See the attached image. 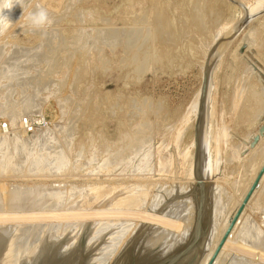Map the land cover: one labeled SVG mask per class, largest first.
Listing matches in <instances>:
<instances>
[{
	"label": "rangeland",
	"instance_id": "obj_1",
	"mask_svg": "<svg viewBox=\"0 0 264 264\" xmlns=\"http://www.w3.org/2000/svg\"><path fill=\"white\" fill-rule=\"evenodd\" d=\"M234 1L239 2V4L232 2V0H18L19 4L13 7V12V8L5 10L7 12L5 14L8 15L11 24L0 35V40H2L0 41V47H2L0 48V125L8 122L11 127V133L3 134L0 131V136L6 137L3 139L6 142L8 139L9 144L7 142V145L9 146L11 143V146L7 148L6 142L1 141L2 138H0V142H4V144H0L1 146L3 145L0 148L3 153L6 148L8 151L11 150L12 156L8 154L10 156L8 158H13L11 159L12 162H9L11 160L7 158V152L5 151L4 153L5 157L0 151L2 154L0 163L2 162L3 164L5 162L7 165H0V180L2 179L0 181V191L6 190L5 192H0L2 195H0V213H3L4 210L7 214H9L7 211L11 213L17 212L20 217H23L21 219L30 215L25 218L27 219L25 222H30L26 223V229H24L25 224L22 223L24 220L22 221L19 218L20 222H16V224H19L15 225L16 229H14L12 237H10V246L8 245L7 247V249L9 248L8 251H0L1 253H6L4 256L7 259L11 256L12 259L21 254L23 255V253H25V257L28 258L29 254L31 257V253L33 254L34 252L33 249L36 248L40 241H45V237L46 240H51V238H54L52 235L55 233L53 235L55 236L58 232L57 239L58 237L60 239L54 245V249L56 248L55 246L58 248L63 242L68 241L67 239L73 242L75 240L80 241L81 238L79 243H75V247L77 250L81 249L84 254L80 256V259L83 257L81 260H75L76 264H120L122 260L124 262L122 261L121 264H151L163 256L174 254L183 247L180 246V241L182 240L184 245L194 234L197 215L196 203H198L201 195L198 189L199 184L195 178L197 156L196 129L200 121V114L203 113L201 118L203 128H201L200 135L203 143L205 140L202 170L207 178L206 183L208 185V207L203 226L205 239L207 237L208 239L206 241L204 239V248L202 247V250L197 252L196 261L194 260L197 264L199 259L198 264H201L203 258L209 253L208 251H211L209 248L215 245L214 243L217 242L227 221L241 204L243 200L241 196L244 195L249 180L253 178L254 171L264 161V135L260 134V129L264 126V11L261 12V9L264 10V0ZM38 6L48 11L53 23L43 29L34 30L29 25L28 16ZM243 6L247 9L243 8ZM253 8L257 9L254 10ZM246 13L257 14L253 16L249 25L245 26L237 34V24ZM11 16L15 19L14 21ZM250 37L251 39L249 40ZM250 42L253 45H248L251 44ZM2 68L3 70H1ZM208 68H210L209 82L212 83H209L208 93L203 97L204 76ZM17 113L20 115H16ZM16 116L17 119L19 118L18 120L13 119ZM26 117L42 118L44 124L35 132L25 134L19 125ZM14 121L15 125L13 124ZM16 122H19V124ZM18 131H20L22 136L18 134ZM217 134L220 135V138L216 137L219 136ZM35 135H37V139ZM256 136H260V139L254 144ZM9 138L11 140L16 139V142L21 140L22 143L19 142L21 147L16 145L18 143H15L14 140H10V142ZM35 144H37L36 146L39 150L46 152L47 156L45 155V157L48 159L50 158L48 156L49 153L51 158H53L52 154L60 156L63 154L62 156H66L64 159L62 156H58V158L60 157L58 162L61 158L63 159L61 160L62 162H59L60 164L55 162L57 160L56 156L55 161L52 163V166L56 163L54 167L57 166L59 168L60 165L63 168L69 162L70 166H72L71 164L76 162L75 164L77 165V162L80 161L79 163H81L82 161L88 169H85L84 166L82 167V164H78L79 166L77 165V167L74 164L73 168L71 167L72 171L69 169L68 164L66 166L68 170L66 167L64 169L52 167L53 171L51 165H49L52 162L51 158L48 161L49 163H46L47 158L43 157L42 159L44 154L36 151L38 148L34 146ZM4 146L6 147L4 148ZM31 146L36 149L32 150ZM17 149L20 150L18 151ZM28 151L39 152V155L36 153L34 156L38 158V155L39 160L33 158V152H31L33 155L31 153L30 155ZM40 154L42 155L41 157ZM187 154L189 158L186 157ZM24 156L32 157L30 160L25 157L26 161H24ZM4 158L5 160L8 159L10 165L6 163L7 160L4 161ZM32 158L36 161H33ZM69 159L71 160L69 161ZM22 161L24 162L22 163ZM27 161L28 163H26ZM30 161L36 168L34 167L33 169L29 165ZM38 161L42 162V164L45 162L46 166H50L51 169L49 168V171L52 170L51 173H48L50 175H46L47 177L42 175L43 172L45 174L48 171V168L43 166L44 164L39 165ZM15 162L18 165L26 163L29 169L31 167L34 170H32L33 173L29 172L32 176L29 175L28 177L29 173L26 175L28 169L25 165V167L23 166L24 170H26H23L24 174L23 171H20L23 167L16 165ZM35 162H38L37 165L41 166L40 168L38 167L40 172L37 170V174ZM11 163L15 164H12L13 167L22 168L16 167L15 170L17 171L13 173L15 171L14 168L13 172L12 169L7 170L10 166L12 167ZM62 163L64 166L61 165ZM33 164L31 165L33 166ZM215 165L216 170L214 168ZM80 166L82 169L76 170ZM6 167L7 172L4 170ZM1 168L7 176L1 171ZM60 169L63 171L67 170V172L65 173V171L63 172ZM18 170L20 175H18ZM78 170L80 173H77ZM210 170L213 173L209 172ZM11 172L14 176L11 175ZM54 172L55 174L56 172L60 174L55 175ZM72 172L73 174H70ZM33 175L38 176L34 177ZM32 182L41 183V186L33 183L34 186ZM14 185H18L17 188L16 186L12 187ZM21 186L26 188L22 189ZM35 187L37 188L36 191ZM85 192L88 194L87 196ZM3 193L6 196L4 195L3 197ZM25 194L27 201H24ZM50 194L53 195L51 196ZM55 194H58L57 197ZM60 194H63V196L69 194L68 196L73 195V197L70 199L67 196L68 200L66 197L65 199L63 197L60 198ZM89 194L95 195L96 198L94 197L95 199L93 200V196L91 197ZM255 194L253 200L249 201L239 218L236 227L231 232L227 244L219 255L217 264H239L242 261H237V259H241V256L246 257L245 259L242 258L245 264H247L248 260V264L264 263V261H261L264 260V254H262L264 253V245L261 244L264 243V239H262L264 237V181ZM125 196L126 199L124 198ZM130 196L132 199L135 196L133 200L130 199L134 203H132L133 205H137L136 207L131 206L133 210L128 205L131 204L128 199ZM183 196L186 198L183 199ZM190 196L192 203L187 199ZM217 196H221L220 198L222 199L219 200ZM32 197L35 198L33 199ZM86 197L87 199H85ZM88 197H91L92 200ZM99 197L101 198L99 199ZM119 197L122 201L127 200L128 203L123 201L125 205L121 202L122 207L121 203L119 204V200H121ZM216 197L217 201L214 199ZM31 198L32 200H30ZM36 199H39L40 204ZM28 200L30 201L28 202ZM45 200H48L47 205H50V203L55 205L50 208L51 213H48L51 205L49 207L46 206ZM80 200L86 203L89 202V204L81 203ZM179 200L183 201L185 206H182L183 202L180 203ZM50 201L58 203L55 202L54 204V202ZM90 201H93L91 205ZM106 201L107 203H105ZM176 201H179L181 206ZM41 202L44 203L42 204ZM98 202L99 207L98 205L94 206ZM188 202H190L191 206ZM63 203L65 205H60ZM31 205L33 206L32 208ZM41 205H44V210L48 207L46 210L48 212L44 211L48 213L47 216L44 215V212L42 213L43 208ZM114 205H116V210ZM118 205H120V211L117 210L119 209L117 208ZM124 205L127 210L123 209ZM56 206L58 207L56 208ZM60 206H64V209ZM73 206H77L82 211V214L86 212L85 210L87 212L91 210L92 213L80 215V210L77 207L75 209ZM192 206L195 208L191 209ZM218 206H221L219 207L220 209H218ZM11 207H14L13 211L9 210ZM54 207L58 212L54 211L56 210ZM59 207L64 211L58 210L60 209ZM68 207L69 209L73 207L78 212L72 209L71 211ZM121 207L124 212L129 209V213H123ZM181 207L187 208V211L184 208L185 220L188 219L189 215L193 214L188 221L184 220L185 216L180 209ZM177 208L180 209V213L182 211L181 216ZM214 208L221 211L215 212L213 211ZM39 209L41 217L34 213L35 211L39 213ZM52 209H54L53 212ZM145 209L150 213L152 210V213H148ZM153 209L155 210L154 215H152ZM170 209H177L179 215L176 214L177 210L175 213V211H170ZM130 210L134 211L135 215H131L132 212ZM165 210L169 211L167 212L168 214L172 212L175 216H180V218L170 214L174 218L170 217L171 219H168L169 215L167 216V213L164 212ZM72 212L73 214L75 212V216L71 214ZM186 212L188 213L185 214ZM60 213L63 216L65 215L64 223L61 222L64 217L60 216ZM66 213L71 216L67 214L68 217ZM103 213H107V215H103ZM49 214L55 217H51ZM55 214H59L58 216L60 217ZM101 215L104 222L110 226L105 225L104 222H99L98 224V221H102ZM108 215L109 217H105ZM147 215L152 220L146 218ZM158 215L159 217H157ZM32 216L37 218L34 220L36 225H33L34 221L32 219L34 218ZM42 216L45 217L43 218ZM216 216L219 221L217 218L213 219ZM53 218L58 219L54 220ZM69 218L76 219L75 222L77 221L76 223L78 224ZM81 218L86 219V221ZM94 218L98 220L96 221ZM176 218H183L182 220L185 222ZM42 219L43 222L41 221ZM48 219L50 220L48 221ZM57 220L60 221L59 223L62 227L59 226L61 228L57 224L55 225V222H58ZM216 220L217 223H214ZM69 221L74 225H69ZM189 221V228H186ZM50 222L54 223V226ZM143 222L146 224H143ZM180 222L181 224L179 225ZM131 223L135 226H132ZM28 224L30 231L27 227ZM213 224L217 229L212 228ZM215 224L218 225L216 226ZM41 225L42 228L44 225L43 229H40ZM66 225L68 229L70 228L69 230L66 229ZM71 225L74 226V229L71 228ZM84 225L88 226V230L87 228L82 229ZM137 225L142 228H137ZM145 225L146 229H149L148 231L145 230ZM36 226L39 228L37 229ZM55 226L58 227L56 230ZM104 226H107L108 229ZM127 227L130 230H128L129 233L125 230ZM20 228L23 230V234H21ZM45 229L49 231H45ZM101 229L105 231L101 233ZM135 229H137L136 234H134ZM160 229H163V231L172 229L171 232L173 233H176V230L179 231L176 237L171 232L170 235L169 232H164L163 235L165 236L167 233L168 237L165 236L164 238L162 235L163 241L160 238L162 237L161 233H158ZM208 229H212V232L210 230L209 233ZM24 230L26 231L25 233ZM84 230L85 232H83ZM123 230L126 231V235ZM35 231L38 234L34 233ZM163 231L161 230L160 232L163 233ZM180 231H183L182 233L186 236H182L183 234ZM39 232L44 234L40 233L41 236ZM69 232L72 237L74 236V239L72 237L70 239L71 234ZM89 232L91 233L88 234ZM130 232L131 234L133 233V236L130 235ZM214 232L215 234H211ZM80 234L81 236H79ZM95 234H99V236ZM127 234L130 236H127ZM148 234L149 236L152 234L151 237L161 240V242L156 240V243L153 238L148 239ZM260 235L261 237L258 239ZM135 236L141 238L137 241ZM38 237L41 238L39 239ZM92 237H94V240ZM113 237L116 241H114ZM119 237L123 240V243ZM179 237L181 238L179 239ZM186 237L188 239H184ZM28 238L29 240H27ZM31 238L33 241L39 239V242L36 240L37 243L33 244ZM167 238L171 239V241L178 238V241L176 240L177 243L176 241L169 243L170 240ZM256 238L258 239L257 243L260 242L261 245L255 244ZM143 239H145L144 241L148 240L149 243L143 244L145 243ZM211 239L214 243L212 241L208 242ZM26 240L28 242H25ZM24 242L25 244H30H26L28 248L24 246ZM88 242H90V246L87 249ZM120 242L123 245H120ZM124 242L126 244L130 242V244L126 246ZM160 243L162 247L165 246L164 249L159 246ZM31 244H33L32 247H29ZM167 244L169 246L173 244L172 248L175 250L172 251L171 248L170 252H168ZM115 246L119 249L120 246H123V250L113 248ZM24 247L25 249L27 248L26 251H29V254L23 249ZM103 248L108 249L104 250ZM114 249L116 253L113 252ZM9 251L12 252V255ZM14 251L16 254L18 252L20 254L16 255ZM201 251L206 255L202 254ZM51 253L53 251H49L48 255L51 256ZM67 253H70V251L62 254L65 256ZM1 256L0 259H3L4 257ZM200 256L201 258H199ZM262 256L263 258H261ZM120 257L122 260H119L121 259ZM95 258L98 259L96 260ZM195 263L193 262V264Z\"/></svg>",
	"mask_w": 264,
	"mask_h": 264
},
{
	"label": "bare ground",
	"instance_id": "obj_2",
	"mask_svg": "<svg viewBox=\"0 0 264 264\" xmlns=\"http://www.w3.org/2000/svg\"><path fill=\"white\" fill-rule=\"evenodd\" d=\"M232 2H233V1H232ZM31 5H32V4H31ZM234 5H235V4H234ZM29 6H30V5H29ZM236 6H237V5H236ZM256 6H257V5H256ZM260 6H261V5H260ZM262 6H263V5H262ZM27 7H28V6H27ZM237 7H238V6H237ZM252 7H253V6H252ZM254 7H255V6H254ZM28 8H29V7H28ZM230 8H231V7H230ZM15 9H16V8H15ZM240 9H241V8H240ZM242 9H243V8H242ZM250 9H252V8H250ZM253 9L256 10L257 8H256V9L253 8ZM258 9H259V8H258ZM13 10H14V8L12 9V12H13ZM261 10H262V9H261ZM4 11H5V10H4ZM6 11H7V10H6ZM240 11H241V10H240ZM250 11H251V10H250ZM16 12H17V11H16ZM248 12H249V11H248ZM253 12H254V11H253ZM5 13H7V12H5ZM156 13H157V12H156ZM229 13H230V12H229ZM240 13H242V12H240ZM250 13H252V12H250ZM250 13H249V14H250ZM9 14H10V13H9ZM242 14H243V13H242ZM240 16H241V15H240ZM256 17H257V16H256ZM11 18H12V16H11ZM240 18H241V17H240ZM259 18H260V17H259ZM64 19H65V18H64ZM241 19H242V18H241ZM252 19H253V18H252ZM252 19H251V20H252ZM12 20L14 21L15 19L12 18ZM142 20H143V19H142ZM236 20H237V18H236ZM251 20L249 21V23L251 22ZM259 21H260V20H259ZM262 21H263V19H262ZM155 22H156V21H155ZM233 22H234V21H233ZM249 23H248L247 25H249ZM136 24H137V23H136ZM151 24H152V23H151ZM251 24H252V23H251ZM260 24H261V23H260ZM158 25H160V24L158 23ZM247 25H246V26H247ZM263 26H264V25H263ZM225 27H226V26H225ZM7 29H8V28H7ZM133 30H134V29H133ZM8 31H9V30H8ZM136 31H137V30H136ZM138 31H139V30H138ZM140 32H141V31H140ZM140 32H139V33H140ZM150 32H151V31H150ZM1 33H3V32H0V35H1ZM105 33H106V32H105ZM159 33H160V32H159ZM239 33H240V32H239ZM151 34H152V33H151ZM237 34H238V32H237ZM7 35H8V34H7ZM106 35H107V34H106ZM155 35H156V34H155ZM3 36H4V35H3ZM141 36H142V35H141ZM146 36H147V35H146ZM249 36H250V35H249ZM251 36H252V34H251ZM5 37H6V36H5ZM5 37H4V38H5ZM136 37H137V36H136ZM157 37H158V36H157ZM0 38H1V37H0ZM105 38H106V36H105ZM233 38H234V37H233ZM252 38H253V37H252ZM135 39H136V38H135ZM140 39H141V38H140ZM250 39H251V37L249 38V40H250ZM164 40H165V39H164ZM164 40H163V41H164ZM249 40H247V41H249ZM255 40H256V39H255ZM0 41H2V40H0ZM106 41H107V40H106ZM137 41H138V40H137ZM146 41H148V40H146ZM155 41H156V40H155ZM251 42H252V41H251ZM251 42H250V43H251ZM253 42H254V38H253ZM0 43H1V42H0ZM144 43H145V42H144ZM174 43H175V42H174ZM172 44H173V43H172ZM255 44H256V43H255ZM262 44H263V43H262ZM0 45H1V44H0ZM4 45H5V44H4ZM137 45H138V44H137ZM143 45H144V44H143ZM143 45H142V46H143ZM248 45H253V44L251 43V44H248ZM248 45H247V47H248ZM2 46H3V45H2ZM255 46H256V45H255ZM259 46H260V45H259ZM253 47H254V46H253ZM261 47H262V46H261ZM0 48H2V47H0ZM245 48H246V46H245ZM248 48H249V47H248ZM254 48H255V47H254ZM244 50H245V49H244ZM0 51H1V49H0ZM21 51H22V50H21ZM235 52H236V51H235ZM16 54H17V53H16ZM242 54H243V53H242ZM0 55H1V54H0ZM4 55H5V54H4ZM11 56H12V55H11ZM9 57H10V56H9ZM0 58H1V57H0ZM138 58H139V57H138ZM3 62H5V61H3ZM6 63H7V62H6ZM254 63H255V62H254ZM257 64H258V63H257ZM0 65H1V64H0ZM258 66H259V65H258ZM6 69H7V68H6ZM1 70H3V68H2ZM16 70H17V69H16ZM217 72H218V71H217ZM215 73H216V72H215ZM212 76H214V75H212ZM212 78H214V77H212ZM209 83H210V82H209ZM211 83H212V82H211ZM211 83H210V84H211ZM213 84H215V83H213ZM213 84H212V85H213ZM214 86H215V85H214ZM211 87H212V86H211ZM214 91H215V90H214ZM207 93H208V92H207ZM253 93H254V92H253ZM261 93H262V91H261ZM262 94H263V93H262ZM211 95H213V94L211 93ZM254 95H255V94H254ZM216 99H217V98H216ZM211 101H212V100H211ZM202 102H203V101H202ZM196 104H197V103H196ZM210 104H211V103H210ZM202 106H203V103H202ZM212 106H213V104H212ZM199 108H200V107H199ZM11 109H12V108H11ZM195 109H196V108H195ZM200 109H201V108H200ZM31 110H32V109H31ZM238 110H239V109H238ZM23 111H24V110H23ZM26 111H27V110H26ZM26 111H25V112H26ZM201 111H202V109H201ZM11 113H12V112H11ZM14 113H15V112H14ZM19 113H20V112H19ZM19 113H17L16 115H18ZM19 115H20V114H19ZM200 115H201V114H200ZM19 117H20V116H19ZM13 119H17V116H16V118H13ZM18 119H19V118H18ZM18 119H17V120H18ZM21 119H22V118H21ZM206 119H207V118H206ZM213 119H214V118H213ZM17 120H16V121H17ZM20 121H21V120H20ZM205 121H207V120H205ZM205 121H204V122H205ZM216 122H217V121H216ZM16 123H17V122H16ZM13 124L15 125V121L13 122ZM17 124H19V122H18ZM17 124H16V125H17ZM210 125H211V124H210ZM216 125H217V124H216ZM19 126H20V125H19ZM213 127H214V126H213ZM15 128H16V127H15ZM202 128H203V127H202ZM216 128H217V127H216ZM213 129H214V128H213ZM223 129H224V128H223ZM53 131H54V130H53ZM216 131H217V130H216ZM22 132H23V131H22ZM22 132H21V133H22ZM51 132H52V131H51ZM60 132H61V131H60ZM218 132H219V131H218ZM16 133H17V131H16ZM16 133H15V135H17ZM53 133H54V132H53ZM221 133H222V131H221ZM221 133H220V135H221ZM13 134H14V133H13ZM18 134L20 135V131H18ZM68 134H69V133H68ZM222 134H223V133H222ZM200 135H201V133H200ZM217 135H219V134H217ZM220 135H219V136H216V137L220 138ZM20 136H22V135H20ZM35 136H36L35 138L37 139V138H38L37 135H35ZM43 136H44V135H43ZM53 136H54V135H53ZM202 136H204V135H202ZM39 137H40V134H39ZM45 137H46V136H45ZM0 138H2L1 141H5V142H6V140H4L6 137H1V136H0ZM3 138H4V139H3ZM49 138H50V137H49ZM47 139H48V138H47ZM10 140H11V139L9 138V141H10ZM13 140H14L15 143H18V144H16V145H18V146L21 145V144L19 143V142H21V140H20V141L17 140V142L15 141L16 139H13ZM13 140H11V141H13ZM49 140H50V139H49ZM11 141H10V142H11ZM42 141H43V140H42ZM7 142H8V139H7ZM7 142H6L5 145H7ZM23 142H24V141H23ZM92 142H93V141H92ZM94 142H95V141H94ZM202 142H203V139H202ZM1 143H2V142H0V144H1ZM21 143H22V142H21ZM2 144H4V142H3ZM8 144H9V142H8ZM29 144H30V143H29ZM91 144H93V143H91ZM204 144H205V140H204V143H203V148H204ZM30 145H31V144H30ZM36 145H37V144H35L34 146H35L36 148H38ZM10 146H11V143H10L9 146L7 145V148H8V147L10 148ZM13 146H14V145H13ZM13 146H12V147H13ZM34 146H33V147L31 146L32 150L35 148ZM39 146H40V145H39ZM239 146H240V145H239ZM0 147H3V145H2V146L0 145ZM5 147H6V146H4V148H5ZM20 147H21V146H20ZM7 148H6V149H7ZM14 148H15V147H14ZM14 148H12V149H14ZM17 148H18V147H17ZM22 148H23V147H22ZM36 148H35V149H36ZM6 149L3 150V151H4V153H5V151L7 152V158H8V157H10V156H8V154H10L11 156H12V154H11V152H10L11 150L8 151V150H6ZM20 149H21V148H20ZM20 149H19V150H20ZM44 149H45V148H44ZM17 150H18V149H17ZM19 150H18V151H19ZM26 150H28V149H26ZM29 150H30V149H29ZM58 150H59V149H58ZM0 151L2 152V149H1V148H0ZM24 151H25V150H24ZM36 151L43 152V151L39 150V148H38ZM36 151H35V152H36ZM48 151H49V149H48ZM203 151H204V149H203ZM1 152H0V154H1ZM9 152H10V153H9ZM31 152H33V151H31ZM31 152L28 151L29 154H30ZM57 152H58V151H57ZM189 152H190V151H189ZM2 153H3V152H2ZM4 153H3V156H5ZM25 153H26V152H25ZM28 153H27V154H28ZM33 153H34V152H33ZM36 153H37V152H36ZM36 153H34V155L31 153V154L33 155V158H36V157H34ZM38 153H39V152H38ZM38 153H37V154H38ZM45 153H46V152H43V154H44L43 156L41 155L42 153L40 154V157L42 156V159H43V157H45V155L47 156V154H45ZM48 153H49V152H48ZM20 154H21V153H20ZM27 154H25V155H27ZM29 154H28V155H29ZM31 154H30V155H31ZM190 154H191V153H190ZM15 155H16V154H15ZM30 155H29V156H30ZM38 155H39V154H38ZM38 155H37L38 158H36V159L39 160V156H38ZM62 155H63V154H62ZM62 155H61V156H62ZM71 155H72V154H71ZM74 155H75V154H74ZM78 155H79V154H78ZM80 155H81V154H80ZM1 156H2V154L0 155V157H1ZM16 156H17V155H16ZM48 156L51 158L50 153L48 154ZM52 156H53V158H51L52 162H50L51 164H49V165H51V168L54 167L55 164H56V163H55L54 166H52V163L55 161V157L57 156V158H56L57 160H56L55 162H58V159H60V157H61V156L58 155V154H57V155H53V154H52ZM58 156H60V157L58 158ZM106 156H107V155H106ZM5 157H6V156H5ZM25 157H26V159L28 158L27 156H24V161H26ZM31 157H32V156H31ZM31 157L28 158V159L30 160ZM62 157H63V159H64V157H66V156H62ZM76 157H78V156H76ZM186 157H188V154H187ZM2 158H3V157H2ZM2 158H1V160H2ZM12 158H13V157H12ZM12 158H11V159H12ZM33 158H32V159H33ZM45 158H47V157H45ZM50 158H49V159L47 158V161L44 159V160L46 161V163H49L48 161L50 160ZM67 158H68V157H67ZM67 158H66V159H67ZM188 158H189V157H188ZM8 159H10V158H8ZM8 159H6V160H7L6 163H8V165H10L9 162H12V160L10 159L11 161L8 162ZM53 159H54V160H53ZM63 159L61 158V160H63ZM89 159H90V158H89ZM6 160H5V158H4V161H6ZM22 160H23V159H22ZM34 160H35V159H33V161H34ZM40 160H41V158H40ZM61 160H60L59 162H62ZM70 160H71V159H69V161H70ZM74 160H75V159H74ZM74 160H72V161L75 162L76 160H75V161H74ZM2 161H3V160H2ZM24 161H22V163H23ZM35 161H36V160H35ZM42 161H43V160H42ZM65 161H67V160H65ZM65 161H64V163H65ZM69 161H68V162H69ZM77 161H78V160H77ZM187 161H188V160H187ZM13 162H14V161H13ZM38 162H39V161H38ZM38 162H37V163L35 162V165H37ZM59 162H58V163H59ZM73 162H71V163H73ZM79 162H80V161H79ZM79 162H77V163H78V164H82V167H83L85 163L83 164L82 161H81V163H79ZM92 162H93V161H92ZM15 163H16V162H15ZM26 163H28V161H27ZM26 163H24L25 166H26ZM39 163H40L39 165L42 164V162H39ZM46 163L44 162V163H43L44 165H43V164H42V165H43V166H46ZM75 163H76V162H75ZM75 163H74V164H75ZM93 163H94V162H93ZM212 163H213V162H212ZM263 163H264V161L260 164V166L258 167V169H257L256 171H254V173H253V175H252L253 178H252L251 180H249V184H248L247 187L245 188L244 195L241 196V198H244L245 194L247 193V191H248L250 185L252 184V182L254 181V179H255V177H256L258 171L260 170L261 166L263 165ZM4 164H5V162H4L3 164H2V162L0 163V165H3V166H4ZM12 164L15 165L14 163H11V165H12ZM19 164H20V163H19ZM31 164H33V163L30 161L29 165L34 169V167H35L34 164H33V166H32ZM59 164H60V163H59ZM59 164H58V165H59ZM68 164H69V166H68L69 169L73 171V169H71V167H72L74 164H71L72 166H70V162L67 163V165H68ZM78 164H77V165H78ZM177 164H178V163H177ZM5 165H6V164H5ZM13 165H12V167L10 166L11 168L8 166L9 168L7 169V167H6L4 170H6V169H7V170L12 169V172H13V168H14V170H15V168L18 167V166H20V165H21L22 167L24 166L23 164L18 165V163H16V165H18V166H16V167H15V166L13 167ZM29 165H28V166H29ZM39 165H37V169L35 170V171H36V174H37V172L40 170L39 168H40L41 166H39ZM61 165L64 166L63 163H62ZM65 165H66V163H65ZM67 165H66V166H67ZM75 165H76V164H75ZM77 165H76L75 167H77ZM212 165H213V164H212ZM3 166H2V167H3ZM6 166H7V165H6ZM25 166H24V167H25ZM66 166H64V167L62 168V167L59 165V168L61 167V169H64ZM78 166H79V165H78ZM85 166H86V165H85ZM85 166H84V168H85V169H88V168H86ZM22 167H20V168H22ZM24 167H23L22 170H21L19 167H18V168L20 169V171H23V170H24ZM26 167H27V166H26ZM31 167H30V169L27 167L28 171H27L26 175H27L30 171H31V173H33L34 170L31 169ZM38 167H39V168H38ZM56 167H57V166H56ZM56 167H54V168H56ZM87 167H88V166H87ZM91 167H92V165H91ZM177 167H178V166H177ZM3 168H4V167H3ZM35 168H36V167H35ZM46 168H48V169H47L48 171L46 170L47 172H45V174H43L44 172L42 173L43 170L41 171L42 175L45 176V177H47L46 175H50V174H48L49 172H50V173L52 172V170L49 171L50 166H49V167L46 166ZM51 168H50V169H51ZM59 168L57 167V169H59ZM72 168H73V167H72ZM84 168H83V170H84ZM211 168H212V167H211ZM214 168H215V170H216V165H215ZM38 169H39V170H38ZM41 169H42V168H41ZM52 169H53V168H52ZM61 169H60V170H61ZM66 169L68 170L67 167H66ZM77 169H80V170H81L82 168H81V166H80V168L78 167V168H76V170H77ZM104 169H105V168H104ZM212 169H213V168H212ZM212 169H211V170H212ZM7 170H6V172H7ZM32 170H33V171H32ZM37 170H38V171H37ZM44 170H45V167H44ZM55 170H56V169H55ZM60 170H59V172L61 173V171H63V170H61V171H60ZM67 170H66V171L64 170L65 173L67 172ZM74 170H75V168H74ZM83 170H82V171H83ZM92 170H94V169H92ZM105 170H106V169H105ZM211 170H210L209 172H212ZM1 171H2V168H1ZM16 171H17V170H15L13 173H16ZM24 171H26V170H24ZM24 171H23V172H24ZM53 171H54V169H53ZM57 171H58V170H57ZM64 171H63V172H64ZM89 171H91V170H89ZM2 172L5 173V171H2ZM8 172H9V171H8ZM12 172H11V175H12ZM39 172H40V171H39ZM59 172H56V174H55V172H54V174L57 175ZM69 172H70V171H69ZM74 172H76V171H74ZM87 172H88V171H87ZM9 173H10V172H9ZM18 173H19L18 175H20L19 170H18ZM21 173H22V172H21ZM34 173H35V172H34ZM41 173H40V175H41ZM60 173H59V174H60ZM77 173H80V171L78 170ZM212 173H213V172H212ZM5 174H6V173H5ZM24 174H25V172H24ZM24 174L22 173V175H24ZM63 174H64V173H63ZM70 174H73V172L70 173ZM1 175H2V174H1ZM15 175H17V174H15ZM29 175H31V174L29 173V174H28V177H29ZM38 175H39V174H38ZM38 175H35V176L37 177ZM40 175H39V176H40ZM68 175H69V174H68ZM82 175H83V174H82ZM6 176H7V174H6ZM8 176H9V175H8ZM12 176H14V175H12ZM31 176H32V175H31ZM33 176H34V175H33ZM35 176H34V177H35ZM62 176H63V175H62ZM65 176H66V175H65ZM0 177H1V176H0ZM2 177H3V175H2ZM9 177H10V176H9ZM12 178H13V177H12ZM1 180H2V179H1ZM1 180H0V181H1ZM10 180H11V179H10ZM263 181H264V176H263V178H262V180H261V182H260L259 187L257 188V190H256L255 192H257V191L260 189L261 184H262ZM33 183H35V182H32V184H33ZM36 183H37V182H36ZM36 183H35V184H36ZM3 184H4V183H3ZM32 184H30V185H32ZM37 184H39V183H37ZM40 184H41V183H40ZM40 184H39V185H40ZM30 185H29V186H30ZM33 185H34V184H33ZM33 185H32V186H33ZM10 186H11V185H10ZM15 186H16V185H14V186H12V187H15ZM17 186H18V185H17ZM17 186H16V188H17ZM34 186H35V185H34ZM40 186H41V185H40ZM23 187H24V185H23ZM18 188H19V187H18ZM21 188H22V186H21ZM25 188H26V187H25ZM25 188H22V189H25ZM28 188H30V187H28ZM31 188L34 189L33 187H31ZM37 188H38V186H37ZM37 188L35 187V191H36ZM40 188H41V187H40ZM42 189H43V188H42ZM1 190H2V189H1ZM40 190H41V189H40ZM3 191H4V190H2V191H0V192L2 193ZM5 191H6V190H5ZM5 191H4V192H5ZM32 191H33V190H32ZM38 191H39V189H38ZM38 191H37V192H38ZM39 192H40V191H39ZM9 193H10V192H9ZM16 193H17V192H16ZM77 194H78V192H77ZM77 194H74V195H77ZM85 194H86V192H85ZM0 195H1V194H0ZM4 195H5V193H3V197H4ZM8 195H9V194H8ZM12 195H13V193H12ZM23 195H24V194H23ZM46 195H49V194H46ZM50 195H51V194H50ZM52 195H53V194H52ZM52 195H51V196H52ZM55 195H56V194H55ZM55 195H54V196H55ZM57 195H58V194H57ZM57 195H56V197H57ZM60 195H61V194H60ZM65 195H66V194H65ZM68 195H69V194H68ZM68 195H67V196H68ZM87 195H88V194H86V196H87ZM89 195H90V194H89ZM96 195H97V194H96ZM98 195H99V194H98ZM212 195H213V194H212ZM215 195H216V194H215ZM255 195H256V194L254 193V195L252 196L251 200H253V198H254ZM1 196H2V195H1ZM5 196H6V195H5ZM10 196H11V194H10ZM15 196H16V195H15ZM15 196H13V197H15ZM29 196H30V195H29ZM67 196H63V194H62V195L60 196V198L63 197V198L65 199V197L67 198ZM90 196H91V197L93 196V198H92L93 200L96 198L95 195H93V194L90 195ZM140 196H141V195H140ZM145 196H146V195H145ZM148 196H149V195H148ZM161 196H162V195H161ZM164 196H165V194H164ZM164 196H163V197H164ZM21 197H22V196H21ZM58 197H59V196H58ZM69 197H70V199H71V197H73V195H72V196H71V195L68 196V198H69ZM75 197H76V196H75ZM83 197H84V194H83ZM83 197H82V198H83ZM91 197H88V198L91 199ZM94 197H95V198H94ZM163 197H162V198H163ZM183 197H184V196H183ZM183 197H182V198H183ZM213 197H214V195H213ZM217 197H218V196H217ZM217 197L214 198V199L216 200ZM220 197H221V196H220ZM220 197H218L219 200L222 199V198H220ZM32 198L34 199L35 197H32ZM32 198H31L30 200H32ZM36 198H37V197H36ZM38 198H39V197H38ZM68 198H67V199H68ZM100 198H101V197H99V199H100ZM116 198H117V197H116ZM119 198H120V197H119ZM122 198H123V197H122ZM124 198L126 199V196H125ZM130 198H131V196H130L128 199L130 200L129 202H131V204H132V203H133L132 200L135 198V196L133 197V199L131 198L132 200H131ZM136 198H137V197H136ZM185 198H186V197H184L183 199H185ZM18 199H19V198H18ZM39 199L44 200V199H42V198H39ZM39 199H36V200L38 201ZM72 199H73V198H72ZM85 199H87V197H86ZM92 199H91V200H92ZM112 199H113V197H112ZM120 199H121V198H120ZM143 199H144V198H143ZM179 199H181V198H179ZM187 199L190 200V199H191V196H190L189 198H187ZM209 199H211V198H209ZM0 200H1V199H0ZM30 200H28V202H29ZM68 200H69V199H68ZM88 200H89V199H88ZM113 200H114V199H113ZM116 200H117V199H116ZM118 200H119V199H118ZM137 200H138V199H137ZM152 200H153V198H152ZM163 200H164V199H163ZM189 200H188V201H189ZM251 200H250V202H251ZM3 201H5V200H3ZM24 201H27V199H26V194H25V199H24ZM34 201H35V200H34ZM34 201H33V202H34ZM47 201H48V200H45V204L47 203ZM123 201H124V202L126 201V202L128 203L127 200H123ZM123 201H122V199L119 200V204H120L121 202H123ZM140 201H141V199H140ZM147 201H148V200H147ZM155 201H156V200H155ZM179 201H180V200H179ZM179 201H178V202L176 201V203L178 204ZM185 201H186V200H185ZM190 201H191V200H190ZM216 201H217V200H216ZM20 202H21V201H20ZM28 202H27V204H28ZM50 202H54V201H50ZM55 202H56V201H55ZM55 202H54V204H55ZM80 202H81V203H82V202L84 203L85 201L80 200ZM92 202H93V201H92ZM92 202L90 201V205H91ZM116 202H117V201H116ZM116 202H115V203H116ZM124 202H123V204H125ZM135 202L137 203V201H135ZM158 202H159V201H158ZM182 202H183V201H180V203H182ZM218 202H219V201H218ZM218 202H216V203H218ZM241 202H242V201H241ZM11 203H12V202H11ZM15 203H16V205H18L17 202H15ZM35 203H37V202L35 201ZM38 203H39V201H38ZM41 203L43 204L44 202H41ZM56 203H58V202H56ZM85 203H86V202H85ZM87 203L89 204V202H87ZM87 203H86V204H87ZM100 203H101V202H100ZM105 203H107V201H106ZM111 203H112V202H111ZM144 203H145V200H144ZM147 203H148V202H147ZM151 203H152V202H151ZM180 203H179V204H180ZM185 203H187V202H185ZM188 203L190 204V202H188ZM191 203H192V201H191ZM211 203H212V202H211ZM4 204H5V203H4ZM20 204H21V203H20ZM29 204H30V203H29ZM39 204H40V203H39ZM45 204H44V205H45ZM51 204H52V203H50V205H51ZM94 204H95V203H94ZM98 204H99V202H98L97 204H95L94 206H96V205H98ZM116 204H117V203H116ZM131 204H128V205H130V208H132V210H133V207H134L135 205H133L134 203H133L132 205H131ZM140 204H141V203H140ZM179 204H178V205H179ZM183 204H184V202L182 203V206H185V205H183ZM196 204H197V203H196ZM196 204H195V205H196ZM209 204H210V202H209ZM1 205H3V204H1ZM23 205H24V204H23ZM32 205H33V204H32ZM32 205H31V208L33 207ZM44 205H41V207L43 208ZM50 205H49V204H48V205L46 204V206H48V207H49ZM57 205H58V204H57ZM60 205H65V204L63 203V204H60ZM100 205H101V204H100ZM108 205H109V203H108ZM125 205H126V204H125ZM125 205H124V206H125ZM128 205H127V206H128ZM178 205H177V207H178ZM215 205H216V204H215ZM247 205H248V204H247ZM12 206H13V205H12ZM14 206H15V205H14ZM19 206H21V205H19ZM27 206H28V205H27ZM27 206H26V207H27ZM29 206H30V205H29ZM52 206H55V205H51V207H49V209L52 208ZM110 206H111V205H110ZM112 206H113V205H112ZM115 206H116V205H114V207H115ZM119 206H120V205H118V207H117V208H119V209H117L118 211H120V207H119ZM121 206L123 207L122 203H121ZM131 206H133V207H131ZM136 206H137V205H136ZM136 206H135V207H136ZM168 206H169V205H168ZM180 206H181V204H180ZM187 206H188V204H187ZM187 206H186V207H187ZM190 206H191V204H190ZM211 206H213V205H211ZM216 206H217V205H216ZM2 207H3V206H2ZM4 207H5V206H4ZM7 207H8V206H7ZM39 207H40V206H39ZM48 207H46L45 210H44V208H45V207H44V208H43V211L41 210L42 213H43L44 211H46ZM57 207H58V206H56V208H57ZM60 207H61V206H60ZM60 207H59V208H60ZM63 207H64V206H63ZM63 207H61V208H63ZM69 207H71V206H69ZM69 207H68V209H69ZM73 207H74V206H73ZM73 207L70 208L69 210L72 209V210L74 211V210L76 209L75 207H77V206L74 207L75 209H73ZM98 207H99V205H98ZM103 207H104V203H103ZM103 207H102V208H103ZM122 207H121V210H122ZM138 207H139V205H138ZM152 207H154V206H152ZM155 207H156V206H155ZM192 207H193V208H192ZM192 207H191V209H194V208H195L194 206H192ZM207 207H208V206H207ZM219 207H221V206H218V209H220ZM238 207H239V206H238ZM238 207H237V209H238ZM0 208H1V207H0ZM13 208H14V207H13ZM13 208L11 207V209H9V210L13 211V210H12ZM15 208H16V207H15ZM18 208H19V207H18ZM18 208H17V209H18ZM56 208L54 207V209H56ZM61 208L58 209V210H63V209H64V208H63V209H61ZM80 208H81V207H80ZM104 208H105V207H104ZM126 208H127V207L125 206L123 209L125 210ZM128 208H129V206H128ZM130 208H129V209H130ZM168 208H170V207H168ZM171 208H173V207H171ZM184 208H185V207H184ZM184 208H182V207L180 208V209L183 211V215H184ZM189 208H190V207H189ZM6 209H7V208H6ZM28 209H29V208H28ZM28 209H27V210H28ZM35 209H36V208H35ZM35 209H34V210H35ZM40 209H41V208H40ZM40 209L38 210L39 213H38L37 211H35L34 213L40 215ZM49 209H48V210H49ZM54 209H52V212H53ZM77 209H78V207H77ZM83 209H84V208H83ZM83 209H82V210H83ZM129 209H128V211H125V212H124V210H122V211H123V213H126V212L129 213ZM148 209H149V208H148ZM150 209H151V208H150ZM177 209H178V208H177ZM177 209H176V210H177ZM180 209H178V210H179V214H180V216H181V215H182V214H181L182 211H181V213H180ZM210 209H211V208H210ZM218 209H215V208H214V210H213V209H212V210L215 211V212H219V211H221V210L218 211ZM18 210H19V209H18ZM20 210H21V207H20ZM20 210H19V211H20ZM72 210H71V211H72ZM78 210H80V209H78ZM78 210H77V211L75 210V211L78 212ZM111 210H113V209H111ZM115 210H116V207H115ZM126 210H127V209H126ZM176 210H172V209H170V211H173V212L175 211V213H176ZM178 210H177V213H176V214H178ZM185 210L187 211V208H185ZM0 211H1V210H0ZM2 211H3V210H2ZM6 211H7V210H6ZM19 211H18V212H19ZM25 211H26V210H25ZM30 211H31V210H30ZM54 211H57V209L54 210ZM63 211H64V210H63ZM67 211H68V210H67ZM67 211H66V212H67ZM85 211L87 212V210H85ZM88 211H89V210H88ZM122 211H121V212H122ZM143 211H144V210H143ZM143 211H142V212H143ZM145 211H147V210L145 209ZM145 211H144V212H145ZM154 211H155V210L153 209V214H152V215H154ZM188 211H189V210H188ZM209 211H210V210H209ZM4 212H5V210H4ZM4 212H3V213H0V251H5V252H6V251H8V249H9V248L7 249V247H8V245H9V241H10V239H11L10 237H12V234H13L14 229H16L15 225H18V224H19V223L16 224V222H17V221L20 222V220H22V221L24 220V222H25V220H27V219H25V218L29 217L30 215L27 216V217H24V219H21V218H23V217H20V216L17 214L16 211H15L16 213H11L10 211H7V212H9V214H7L6 212L4 213ZM22 212H23V211H22ZM26 212H27V211H26ZM46 212H48V211H46ZM46 212H44V213H45L44 215L47 216L48 213H51V209L49 210L48 213H46ZM57 212H58V211H57ZM68 212H69V211H68ZM81 212H82V211L80 210V211H79L80 215L82 214ZM86 212H85L84 214H88V213L90 214V212L92 213L91 210H90V212H87V213H86ZM130 212H132V211L130 210ZM133 212H134V211H133ZM133 212L131 213V215H133V214L135 215V213H133ZM142 212H140V213H142ZM147 212H148V211H147ZM164 212L167 213V212H169V211L165 210ZM191 212H192V210H191ZM211 212H212V211H211ZM34 213H33V215H34ZM69 213H70V212H69ZM95 213H96V212H95ZM95 213H93V214H95ZM128 213H127V214H128ZM148 213H150V212H148ZM151 213H152V210H151ZM151 213H150V214H151ZM187 213H188V212H186L185 214H187ZM28 214H30V213H28ZM28 214H27V215H28ZM52 214L54 215V213H52ZM62 214H63V212H62ZM62 214L60 213V216H61ZM67 214H68V213H66V215H67ZM71 214H72L73 216H75V215H74L75 212H74V214H73V212H72ZM77 214H78V213H77ZM84 214H82V215H84ZM98 214H100V213H98ZM98 214H97V215H98ZM101 214H102V213H101ZM104 214H105V213H103V215H104ZM136 214H138V213H136ZM144 214H146V213H144ZM150 214H149V215H150ZM161 214H162V212H161ZM170 214H174V213L171 212ZM170 214L167 213V216L169 215V218H168V219L174 218L175 214H174L173 217H172V215H170ZM179 214H178V215H179ZM189 214H190V213H189ZM234 214H235V213H234ZM234 214H233V215L231 216V218L227 221V223H226V225H225L223 231L221 232V234H220L218 240L216 239L217 242L214 243V242L212 241L213 238H212L211 240L208 241V242L212 241V242L215 244L212 248H211V247L209 248V250L211 249V251H208L209 253H207V255H206L205 253H203V251H201L202 254H205V255H206V256L204 255L205 257L203 256V257H204V258H203V261H202V262L200 261L201 264H207V262L209 261L210 257L212 256V254H213L215 248L217 247V245H218V243H219V241H220V239H221L223 233L225 232V230H226V228H227L229 222H230L231 219L233 218ZM24 215H25V214H24ZM31 215H32V214H31ZM42 215H43V214H42ZM49 215H50V214H49ZM53 215H50V216L52 217ZM55 215H56V214H55ZM58 215H59V214H58ZM58 215H56V216H58ZM68 215H70V214H68ZM68 215H67V216H68ZM91 215H92V214H91ZM105 215H107V213H106ZM109 215H110V214H109ZM109 215H108V216H105V217H109ZM141 215H143V213H142ZM149 215H147L148 217L146 216V218H148V219L150 218V219H151V217H149ZM156 215H157V213H156ZM163 215H164V214H163ZM192 215H193V214H192ZM192 215H189V216H188V219H189V217L192 216ZM205 215H206V214H205ZM215 215H216V214H215ZM218 215H219V213H218ZM218 215H217V216H218ZM50 216H48V217H50ZM60 216H58V217H60ZM62 216H63V215H62ZM70 216H71V215H70ZM78 216H79V214H78ZM87 216H88V215H87ZM92 216H93V215H92ZM92 216H91V217H92ZM112 216H113V215H112ZM139 216H140V214H139ZM165 216H166V215H165ZM165 216H163V217H165ZM167 216H166V217H167ZM180 216H179V217H178V216H175V217L180 218ZM184 216H185V215H184ZM194 216H195V215H194ZM217 216H216L215 218L213 217V219H216V218H217V220L219 221V219H218ZM40 217H41V215H40ZM40 217H39V218H40ZM42 217L44 218L45 216H42ZM48 217H47V218H48ZM53 217H55V216H53ZM63 217H64V218L62 219L61 222L64 223L63 220L65 219V215H64ZM68 217H69V216H68ZM95 217H97V216H95ZM101 217H102V215L100 216V218H101ZM110 217H111V216H110ZM115 217H116V216H115ZM140 217H141V216H140ZM157 217H159V215H158ZM170 217H171V218H170ZM182 217H183V216H182ZM211 217H212V216H211ZM211 217H210V218H211ZM19 218H20V220H19ZM30 218H31V217H30ZM30 218H29V219H30ZM32 218H34V217L32 216ZM35 218H36V217H35ZM35 218L32 219V220L34 221ZM86 218H88V217H86ZM152 218H153V217H152ZM178 218H176V219H178ZM192 218H194V217H192ZM29 219H28V220H29ZM36 219H37V218H36ZM40 219H41V218H40ZM53 219L55 220V219H58V218H53ZM53 219H52V220H53ZM69 219H70V218H69ZM69 219H68V220H69ZM71 219H72V218H71ZM71 219H70V220H71ZM81 219H84V218H81ZM88 219H89V218H88ZM94 219H95L96 221L98 220V219H96V218H94ZM101 219H102V218H101ZM105 219H106V218H105ZM108 219H109V218H108ZM121 219H122V218H121ZM124 219H125V218H124ZM160 219H161V217H160ZM164 219H165V218H164ZM164 219H163V220H164ZM176 219H175V220H176ZM182 219H183V218H182ZM182 219H178V220L180 221V220H182ZM185 219H186V216H185L184 220H185ZM188 219L185 220V221H188ZM194 219H195V218H194ZM194 219H193V222H194ZM49 220H50V219H48V221H49ZM59 220H60V219H59ZM68 220H67V221H68ZM73 220H74V219H72V221H73ZM75 220H76V219H75ZM75 220H74V223L77 222V221L75 222ZM84 220L86 221V219H84ZM113 220H114V219H113ZM119 220H120V219H119ZM122 220H123V219H122ZM151 220H152V219H151ZM153 220H156V219H153ZM178 220H177V221H178ZM184 220H182V221H184ZM217 220H216V222H214V223H217ZM30 221H31V220H30ZM33 221H32V222H33ZM41 221L43 222V219H42ZM41 221H40V222H41ZM48 221H47V223H49ZM57 221H58V220H57ZM88 221H89V220H88ZM96 221H94V222H96ZM105 221H107V220H105ZM129 221H130V220H129ZM134 221H135V220H134ZM185 221H184V222H185ZM211 221H212V220H211ZM214 221H215V220H214ZM238 221H239V220H238ZM24 222H22V223L25 224V226H24L25 228H24V229H26V223L29 222V221H27V222H25V223H24ZM34 222H35V224H34ZM34 222H33V225H36V221H34ZM59 222H60V221H58L57 223L55 222V225L57 224L58 227L61 226ZM78 222L80 223V220H79V219H78ZM81 222H82V221H81ZM90 222H92V221H90ZM99 222H104V219H102V221H98V224H99ZM108 222H109V221H108ZM117 222H118V221H117ZM137 222H139V221H137ZM140 222H141V221H140ZM170 222H171V220H170ZM173 222H174V221H173ZM184 222H183V223H184ZM191 222H192V220H191ZM29 223H30V222H29ZM38 223H39V222H38ZM50 223H51V222H50ZM58 223H59V224H58ZM63 223H61V224H62V225H65V224H66V222H65V224H63ZM67 223H68V222H67ZM83 223H84V222H83ZM104 223H105V222H104ZM110 223H111V221H110ZM110 223H109V224H110ZM115 223H116V222H115ZM125 223H127V222H125ZM171 223H172V222H171ZM176 223H177V222H176ZM31 224H32V223H31ZM43 224H44V223H43ZM51 224H52V226H54V225H53L54 223H51ZM51 224H49V225H51ZM70 224H73V223H71V221H69V225H70ZM76 224H78V223H76ZM85 224H86V222H85ZM95 224H96V223H95ZM107 224H108V223H107ZM107 224L105 223V225H107ZM117 224H118V223H117ZM120 224H121V222H120ZM135 224H136V223H135ZM141 224H142V223H141ZM143 224H146V223L143 222ZM143 224H142V225H143ZM147 224H148V223H147ZM149 224H151V223H149ZM172 224H174V223H172ZM180 224H181V222L179 223V225H180ZM189 224H190V221L188 222V225H187V226H186V224H184V225L186 226V228H187V227L189 228ZM236 224H237V223H236ZM39 225H40V224H39ZM49 225H48V227H49ZM59 225H60V226H59ZM73 225H74V224H73ZM82 225H83V224H82ZM87 225H89V224H87ZM90 225H91V224H90ZM126 225H127V224H126ZM126 225H125V226H126ZM131 225H132V226H135V225H133V223H131ZM138 225H139V224H138ZM138 225L136 226L137 228L141 227V226H138ZM177 225H178V224H177ZM215 225H216V224H215ZM217 225H218V224H217ZM217 225H216V226H217ZM66 226H67V225H66ZM75 226H77V225H75ZM96 226H97V225H96ZM101 226H103V225L101 224ZM107 226H110V225H107ZM107 226H104V227H106V228L108 229ZM111 226H112V225H111ZM127 226H129V225H127ZM149 226H150V225H149ZM152 226H153V224H152ZM181 226L184 227L183 225H181ZM191 226H192V225H191ZM213 226H214V224H213ZM213 226H212V228L217 229V228H215V226H214V227H213ZM20 227H21V226H20ZM27 227H28V229H29V231H30L29 224H28ZM31 227H32V226H31ZM55 227H56V226H55ZM58 227H56L55 230H56ZM61 227H62V226H61ZM61 227H60V228H61ZM64 227H65V226H64ZM87 227H88V226H87ZM87 227H86V225H84V227H83L82 229H86ZM98 227H99V226H98ZM98 227H97V229H98ZM104 227H103V228H104ZM129 227H130V226H129ZM129 227H127V228L125 229V230L127 231V233H129V231H130V230H129ZM156 227H157V226H156ZM161 227H162V226H161ZM163 227H164V226H163ZM235 227H236V225H235ZM235 227H234V228H235ZM34 228H35V227H34ZM36 228H37V226H36ZM38 228H39V227H38ZM38 228H37V229H38ZM41 228H42V225H41L40 229H41ZM43 228H44V225H43ZM43 228H42V229H43ZM50 228H51V227H50ZM50 228H49V230H50ZM53 228H54V227H53ZM60 228H59V230H61ZM65 228H66V227H65ZM71 228L74 229V226L71 225ZM75 228H76V227H75ZM94 228H95V226H94ZM94 228H93V229H94ZM130 228H131V227H130ZM141 228H142V227H141ZM150 228H151V226H150ZM169 228H170V227H169ZM210 228H211V227H210ZM17 229H18V228H17ZM31 229H32V228H31ZM40 229H39V230H40ZM66 229L69 230L70 228L68 229V226H67ZM78 229H79V228H78ZM80 229H81V228H80ZM90 229H91V228H90ZM93 229H92V230H93ZM104 229H105V228H104ZM104 229H103V230L101 229L102 231L100 230L101 233H103V231H105ZM156 229H157V228H156ZM214 229H213V231H215ZM18 230H19V229H18ZM20 230H21V228H20ZM47 230H48V229H47ZM47 230L45 229V231H47ZM49 230H48V231H49ZM64 230H65V229H64ZM67 230H66V231H67ZM87 230H88V228H87ZM98 230H99V229H98ZM119 230H120V229H119ZM128 230H129V231H128ZM133 230H134V227H133ZM136 230H137V229H135V233H134V234L137 233ZM145 230H147V229H146V225H145ZM148 230H149V229H148ZM148 230H147V231H148ZM150 230H151V229H150ZM161 230L163 231V229H160V231H161ZM168 230H169V229H168ZM171 230H172V229H170L169 231H167V230L165 229V230L163 231V233L160 232V231H158V233H159V234L161 233L160 235L162 236V235L164 234V232L167 231V233L169 232V235H170ZM208 230H209V233H210V230H211V232H212V229H208ZM233 230H234V229H233ZM22 231H23V230H21V234H23ZM31 231H32V230H31ZM40 231H42V230H40ZM61 231H62V230H61ZM70 231H71V232H74V231H72V230H70ZM76 231H77V229H76ZM90 231H91V230H90ZM100 231H98V232H100ZM120 231H121V230H120ZM126 231L123 230L124 233H125ZM138 231H139V230H138ZM156 231H157V230H156ZM173 231H174V230H173ZM176 231L178 232L179 230H176ZM217 231H218V230H217ZM25 232H26V231L24 230V233H25ZM64 232H65V231H64ZM64 232H62V233H64ZM83 232H85V230H84ZM95 232H96V231H95ZM132 232H133V231H132ZM143 232H144V231H143ZM174 232H175V231H174ZM177 232H176V233L171 232V233L175 234V237H176ZM180 232L182 233L183 231H180ZM180 232H179V233H180ZM215 232H216V231H215ZM215 232H214V233H211V234H215ZM14 233H15V232H14ZM29 233H30V232H29ZM34 233H36V231H35ZM34 233H33V235H34ZM40 233H42V235L44 234L43 232H39V234H40ZM47 233H49V232H47ZM47 233H46V236H47ZM50 233H51V232H50ZM60 233H61V232H60ZM80 233H81V232H80ZM90 233H91V232H89L88 234H90ZM101 233H99V234H101ZM115 233H116V232H115ZM144 233H145V232H144ZM144 233H143V234H144ZM150 233H151V232H150ZM154 233H155V232H154ZM158 233H157V236H158ZM167 233H166L165 236L168 237ZM179 233H178V235H179ZM181 233H180V235L183 234L182 236H186V235H184V233H182V234H181ZM187 233L189 234V232H187ZM207 233H208V232H207ZM36 234H38V232H37ZM36 234H35V235H36ZM54 234H55V233H54ZM54 234H53V235H54ZM57 234H59V232L56 233L55 236L52 235V237H54V238H51V240H46V237H45V239H44L45 241H40V242H39V239H40L41 237H40V238L38 237L39 239H38V240L36 239V240L39 242V244L36 246L35 249H33L34 252L32 251L33 254L31 253V257H30L29 251H26L27 248H28L27 245H28L29 243H28V244L26 243V244H27V245H26L25 242H28V241H27V240H29V238H28V239L24 242V244H25L24 246H26L27 248H26V249H25V247L23 248L26 252H28V254H29V257H28V258L25 257L26 255L24 256L25 253H23V255L21 254L20 256H17V257H15V258H12V259H11V257H12V256H11V255H12V252L9 251V252H11V255H9V253H8V255L11 256V257H8V255H7V257H8V259H7V258L4 256L6 253H1V252H0V256H1V254H3L1 257H4L3 259H0V264H72V263H73V264H76V263H75V260H81L83 257L80 259V256H82V254H84L83 251H81V249H78V250H77L76 247H75V243H77V242L79 243V242L81 241V238L79 237V238H80V241H78V240H75V241L71 240V241H73V242H70V240L67 239L68 241L63 242V243L61 242L62 245L60 244L61 246H59V244H58L59 247L57 248V246H55L56 248L54 249V245H56V244L58 243V240L60 239L59 237H58V239H57ZM69 234H71V233L69 232ZM75 234H76V232H75ZM83 234H84V233H83ZM99 234H97V235L99 236ZM117 234H118V233H117ZM132 234H133V233H132ZM132 234H131V232H130V235H131V236H133ZM146 234H147V232H146ZM185 234H186V233H185ZM188 234H187V235H188ZM27 235H30V234H27ZM40 235H41V234H40ZM42 235H41V236H42ZM95 235H96V234H95ZM97 235H96V236H97ZM120 235H121V234H120ZM120 235H119V236H120ZM125 235H126V233H125ZM128 235H129V234H127V236H128ZM130 235H129V236H130ZM137 235H138V234H137ZM151 235H152V234H150V236H149V234L147 235V236H149L148 239H149V238H153V237H151ZM160 235H159V237H160ZM178 235H177V237H178ZM190 235H191V233H190ZM37 236H38V235H37ZM44 236H45V235H44ZM50 236H51V235H50ZM50 236H49V237H50ZM58 236H59V235H58ZM68 236H69V235H68ZM79 236H81V234H80ZM92 236H94V235H92ZM115 236H116V235H115ZM122 236L124 237V235H122ZM122 236H121V238H123ZM138 236H139V235H138ZM154 236H155V234H154ZM163 236H164V235H163ZM163 236L160 237V238H162L161 240H163ZM165 236H164V238H165ZM28 237H29V236H28ZM35 237H36V236H35ZM66 237H67V235H66ZM71 237H72V234H71V236H70V239H71ZM73 237H74V236H73ZM73 237H72V239H74ZM85 237H86V236H85ZM90 237H91V236H90ZM135 237L137 238V236H135ZM141 237H143V235H141ZM141 237H138V238H137V241H138V239H140ZM159 237H158V238H159ZM171 237H172V236H171ZM171 237H170V238H171ZM175 237H172V238H175ZM187 237H189V236H187ZM187 237L184 238V239H188ZM259 237H261V235L258 236V239H259ZM14 238H15V237H14ZM16 238H17V237H16ZM19 238H20V237H19ZM21 238H22V237H21ZM24 238H25V237H24ZM43 238H44V237H43ZM88 238H89V237H88ZM92 238H93V240H94V237H92ZM92 238H91V241H92ZM113 238H114V237H113ZM117 238H118V236H117ZM119 238H120V237H119ZM121 238H120V239H121ZM124 238H125V237H124ZM126 238H127V237H126ZM130 238H131V237H130ZM156 238H157V237H156ZM160 238H159V239H160ZM180 238H181V237H179V239H180ZM228 238H229V237H228ZM47 239H48V238H47ZM49 239H50V238H49ZM83 239H84V238H83ZM89 239H90V238H89ZM96 239L99 240L98 237H96ZM96 239H95V241H96ZM114 239H115V238H114ZM127 239H128V238H127ZM127 239H126V240H127ZM132 239H133V238H132ZM134 239H135V238H134ZM145 239H147V238L145 237ZM145 239H143V242H145V243H143V244L149 243L148 240H146V241H148V242L144 241ZM167 239H169V238H167ZM177 239H178V238H177ZM177 239H174V240H172V241L175 242ZM182 239H183V237H182ZM207 239H208V237L205 239V241H206ZM258 239H257V238L255 239V240H257V241H254V242H256L255 244H260V242L257 243V242H258ZM262 239H264V237H262ZM20 240H21V239H20ZM20 240H19V241H20ZM36 240L33 241V239L31 238V241H33V244H35ZM121 240H122V239H121ZM126 240H125V241H126ZM130 240H131V239H130ZM130 240H129V241H130ZM141 240H142V239H141ZM141 240H139V241H141ZM150 240H151V239H150ZM154 240L156 241V240H158V239H154V238H153V241H154ZM161 240H160V241L158 240V241L161 242ZM169 240L171 241V239H169ZM169 240H168V241H169ZM213 240L215 241V239H213ZM31 241H30V242H31ZM110 241H111V240H110ZM110 241H109V243H110ZM114 241H116V239H115ZM114 241H113V242H114ZM137 241H136V242H137ZM153 241H152V242H153ZM163 241H164V240H163ZM170 241H169V243H172V241H171V242H170ZM177 241H178V240H177ZM177 241H176V243H177ZM227 241H228V239H227ZM227 241H226V243L224 244L223 248H224L225 245L227 244ZM14 242H15V240H14ZM92 242H93V241H92ZM92 242H91V243H92ZM121 242L123 243V240H122ZM121 242H120V243H121ZM131 242H133V241H131ZM134 242H135V241H134ZM150 242H151V241H150ZM180 242H181V244L183 243L182 240H181ZM203 242H204V241H203ZM212 242H211V243H212ZM261 242H262V241H261ZM36 243H37V242H36ZM82 243H83V242H82ZM109 243H107V244H109ZM122 243H121L120 245H123ZM156 243H157V241H156ZM184 243H185V241H184ZM204 243H205V242H204ZM204 243H203V246H202L203 248H204ZM12 244H13V243H12ZM14 244H15V243H14ZM21 244H22V243H21ZM33 244H31V246H29V247H32ZM89 244H90V242L87 243V249H88V247L90 246ZM93 244H94V242H93ZM110 244L112 245V243H110ZM110 244H109V246H110ZM117 244H118V243H117ZM124 244L127 246L128 244H130V242H129V243L127 242V244L124 242ZM135 244H136V243H135ZM137 244H138V242H137ZM143 244H142V245H143ZM162 244H163V243H162ZM164 244H165V242H164ZM174 244H175V243H174ZM178 244H180V243H178ZM181 244H180V246H184V245H185V244H184V245H183V244L181 245ZM261 244L264 245V243H261ZM261 244H260V245H261ZM29 245H30V244H29ZM102 245H103V244H102ZM115 245H116V244H115ZM132 245H133V244H132ZM167 245H168V244H167ZM167 245H166V246H167ZM212 245H213V244H212ZM9 246H10V245H9ZM20 246H21V245H20ZM73 246L75 247V249H74ZM104 246H105V245H104ZM117 246H119V245H117ZM159 246L162 247V246H161V243H160ZM174 246H175V245H174ZM205 246H206V244H205ZM12 247H13V246H12ZM102 247H103V246H102ZM105 247H106V246H105ZM122 247H123V246H122ZM122 247L120 246V249H119V248H116V246L113 247V248H116V249H118V250H121V249L123 250ZM124 247H125V246H124ZM134 247H136V245H134ZM153 247H154V246H153ZM164 247H165V246H164ZM164 247H162V248L164 249ZM172 247H173V244H172V246H169V245H168V249L166 248L167 250H169L168 252H170V249H171ZM177 247H178V246H177ZM208 247H209V246H208ZM18 248H19V247H18ZM33 248H34V246H33ZM79 248H80V247H79ZM81 248H82V247H81ZM108 248H109V247H108ZM108 248H105V249H108ZM111 248H112V246H111ZM126 248H127V247H126ZM130 248H131V246H130ZM223 248H222V250H223ZM20 249H21V248H20ZM20 249H19V250H20ZM31 249H32V248H31ZM85 249H86V248H85ZM100 249H101V248H100ZM103 249H104V248H103ZM105 249H104V250H105ZM166 249H165V250H166ZM206 249H208V248H206ZM206 249H205V250H206ZM29 250H30V249H29ZM71 250H73V251H71ZM104 250H103V252H105ZM130 250H131V249H130ZM173 250H175V249L172 248V251H173ZM205 250H204V251H205ZM222 250H221V252H222ZM253 250H254V249H253ZM21 251H22V250H21ZM30 251H31V250H30ZM49 251H53V253H51V256L48 255ZM67 251H70V253H67V255L64 256L62 253L65 252V254H66ZM98 251H100V250L98 249ZM106 251H107V250H106ZM163 251H164V250H163ZM198 251L200 252V250H198ZM198 251H195V252H193L192 254H190L188 257L185 258V260L181 261L180 264H193V262L195 263V261H196V260H195V257H196V254H197ZM14 252H15V251H14ZM14 252H13V254H14ZM113 252H115V249H114ZM165 252H166V251H165ZM221 252H220V253H221ZM250 252H251V250H250ZM253 252H254V251H253ZM21 253H22V252H21ZM109 253H110V252H109ZM109 253H108V254H109ZM115 253H116V252H115ZM129 253H130V252H129ZM160 253H161V252H160ZM220 253H219V255H220ZM15 254H16V252H15ZM17 254L19 255L20 253L18 252ZM17 254H16V255H17ZM28 254H27V256H28ZM68 254H69V255H68ZM112 254H113V253H112ZM165 254H166V253H165ZM198 254H199V253H198ZM257 254H258V253H257ZM262 254H264V253H262ZM44 255H46V256H44ZM94 255H95V253H94ZM98 255H99V254H98ZM106 255H107V254H106ZM110 255H111V254H110ZM121 255H122V254H121ZM128 255H129V254H128ZM219 255H218V257H217V259H216V261H215L214 264H217L216 262H217V260H218V258H219ZM246 255H247V254H246ZM66 256H67V257H66ZM87 256H88V255H87ZM116 256H117V255H116ZM124 256H125V255H124ZM124 256H123V257H124ZM149 256H150V254H149ZM149 256H148V257H149ZM155 256H156V255H155ZM244 256H245V255H244ZM249 256H250V255H249ZM263 256H264V255H263ZM263 256H262L261 258H263ZM93 257H94V256H93ZM117 257H118V256H117ZM254 257H255V256H254ZM257 257H258V256H257ZM99 258H100V257H99ZM109 258H110V256H109ZM120 258H121V257H120ZM125 258L127 259V257H125ZM197 258H198V257H197ZM197 258H196V259H197ZM199 258H201V256H200ZM242 258L245 259L246 257L244 258V257L241 256V259L239 258V260L237 259V261H240V260H241V261L243 262ZM252 258H253V256H252ZM88 259H89V258H88ZM95 259L97 260L98 258H95ZM95 259H94V260H95ZM106 259H107V258H106ZM106 259H104V260H106ZM111 259H112V255H111ZM123 259H124V258H123ZM247 259H248V258H247ZM247 259H246V260H247ZM257 259H259V258H257ZM91 260H92V259H91ZM91 260H88V261H91ZM119 260H122V258L119 259ZM124 260H125V259H124ZM194 260H195V261H194ZM86 261H87V259H86ZM122 261H123V260H122ZM122 261H120V264H121ZM251 261H252V260H251ZM256 261H257V260H256ZM261 261H264V260H261ZM123 262H124V261H123ZM197 262L199 263V259L197 260ZM242 262H240V263H242ZM245 262H247V261H245ZM248 262H249V260H248ZM248 262H247V264H248ZM254 262H255V261H254ZM198 263H197V264H198ZM240 263H239V264H240ZM243 263H244V262H243ZM243 263H242V264H243ZM252 263H253V262H252ZM259 263H260V261H259ZM261 263H263V262H261ZM261 263H260V264H261ZM195 264H196V263H195ZM232 264H233V263H232ZM244 264H245V263H244ZM263 264H264V263H263Z\"/></svg>",
	"mask_w": 264,
	"mask_h": 264
},
{
	"label": "water",
	"instance_id": "obj_3",
	"mask_svg": "<svg viewBox=\"0 0 264 264\" xmlns=\"http://www.w3.org/2000/svg\"><path fill=\"white\" fill-rule=\"evenodd\" d=\"M235 3H238L237 1L232 0ZM245 8V6H243ZM247 9V8H245ZM264 10H261V12ZM257 14V13H256ZM256 14H249L246 13L245 16L239 21L237 24V32H239L241 29H243L249 21L253 18ZM243 50V49H242ZM209 77H210V68H208L207 72L204 76V82H203V97L206 96L207 88L209 85ZM203 113L201 114L199 118V122L197 124L196 129V146H197V156H196V169H195V178L197 179V182L199 184L198 189L201 192L200 199L197 203V215H196V222H195V228H194V234L192 238L180 249H178L174 254L163 256L156 261H154L151 264H180L181 261L185 260L186 257H188L190 254H192L195 251L202 250V244L205 239V230L203 226V221L205 219V214L207 210V183H206V177L202 170V155H203V142L200 138L201 128H202V120ZM260 134L264 135V126L260 129ZM260 139V136H256L254 139V144H256ZM264 176V163L261 166L260 170L258 171L254 181L250 185L247 193L245 194L241 204L239 205L238 209L236 210L233 218L229 222L225 232L223 233L217 247L215 248L212 256L210 257L207 264H214L219 253L221 252L224 244L226 243L228 237L231 235V232L233 231L236 223L238 222L239 218L243 214L247 204L251 200L252 196L254 195L255 191L260 185V182Z\"/></svg>",
	"mask_w": 264,
	"mask_h": 264
},
{
	"label": "clouds",
	"instance_id": "obj_4",
	"mask_svg": "<svg viewBox=\"0 0 264 264\" xmlns=\"http://www.w3.org/2000/svg\"><path fill=\"white\" fill-rule=\"evenodd\" d=\"M17 4H19L18 0H0V32L6 30L11 24L4 10H11ZM28 22L30 27L34 30L43 29L53 23L48 11L39 6L29 14Z\"/></svg>",
	"mask_w": 264,
	"mask_h": 264
},
{
	"label": "built area",
	"instance_id": "obj_5",
	"mask_svg": "<svg viewBox=\"0 0 264 264\" xmlns=\"http://www.w3.org/2000/svg\"><path fill=\"white\" fill-rule=\"evenodd\" d=\"M44 124V120L42 118L38 117H26L22 120L20 126L21 130L24 131L25 134L33 133L38 128L42 127ZM0 131L3 134H10L11 133V127L8 122H4L0 125Z\"/></svg>",
	"mask_w": 264,
	"mask_h": 264
}]
</instances>
